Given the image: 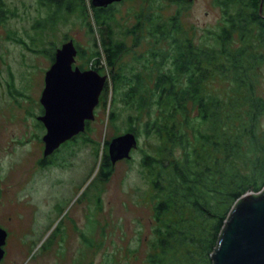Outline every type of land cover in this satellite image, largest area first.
<instances>
[{"label": "rangeland", "instance_id": "obj_1", "mask_svg": "<svg viewBox=\"0 0 264 264\" xmlns=\"http://www.w3.org/2000/svg\"><path fill=\"white\" fill-rule=\"evenodd\" d=\"M83 1L85 14L61 12L55 23L49 24L51 8L46 10L37 0H0V227L9 235L4 264H147L150 253L154 226L151 191L139 164L145 153L156 155L155 137L141 136L142 124L155 111L150 116L143 112L129 123L127 118L134 113L118 100V93L125 88L119 84L112 95L110 75L101 60L98 71L105 78V87L93 109V119L77 139L57 150L49 165L39 169L38 138L43 130H34L35 120L30 115L39 117L42 76L50 67L47 55L70 41L85 54L84 59L75 57L74 66L86 70L87 59L95 50L93 41L97 43L106 33L113 41L122 39L121 34L136 23L138 15L157 18L163 24L177 16L191 44L216 49L208 35L218 32L222 17L213 0H179L180 8L171 0H124L110 6L112 20L101 29L92 23L87 0ZM38 23L44 27L36 29ZM122 40L128 54L121 57L116 74L126 78L141 69L153 41L142 37L140 46L132 47L129 38ZM249 43V50L260 56V62L247 74L254 97L264 104V43L252 36ZM156 46L165 49L161 43ZM230 83L227 77L212 73L204 93L235 106L233 112L226 109L239 115L227 126L232 129L246 114L247 108L238 105L249 94ZM109 112L114 113L113 121L107 120ZM187 117H195L189 108ZM257 120L254 133L262 146L264 110ZM175 121L179 123L180 117L175 116ZM129 125L137 132L136 148L129 160L113 165L107 182L101 183L97 172L106 155L102 144L124 134ZM16 139L25 144L14 143ZM243 147L248 153V147ZM87 221L92 223L91 229ZM83 237L89 239L91 249L82 245Z\"/></svg>", "mask_w": 264, "mask_h": 264}, {"label": "trees", "instance_id": "obj_2", "mask_svg": "<svg viewBox=\"0 0 264 264\" xmlns=\"http://www.w3.org/2000/svg\"><path fill=\"white\" fill-rule=\"evenodd\" d=\"M37 2L46 10L51 8L46 22L49 24L55 23V16L61 12L83 15L85 11L83 0ZM171 2L179 8L182 5L179 0ZM213 2L222 17L218 32L208 35L215 43V50L191 44L177 16L163 24L157 22V18L149 20L147 15H138L136 23L121 35L122 39H130L132 47L140 46L142 37L153 41V49L148 48L149 55L139 71H133L126 78L116 74V66L121 57L128 54V47L122 39H110L108 33L100 36L97 43L93 41L95 50L87 59L86 71L93 70L100 77L99 63L103 60L110 75L112 95H116L117 86L123 84L125 89L118 93V100L125 110L134 113L127 118L129 123L143 112L150 116L155 111L154 116L142 124L141 136L155 137L156 155L145 153L139 164L151 191V222L154 224L147 264H211L209 255L215 249L231 206L244 193H259L264 187V144L259 145L254 133L264 104L254 97L247 74L260 62V56L256 57L249 50V40L252 36L264 43V0ZM260 3L261 14H258ZM87 4L92 23L98 29L112 20L110 6L94 9L90 0ZM148 22L150 26L144 27ZM35 25L36 29L44 27L40 23ZM159 43L165 49L157 47ZM74 49L76 57L85 58L81 49ZM41 52L36 50V53ZM47 57L51 64L53 54ZM160 64L163 68L158 69ZM77 68L84 70L81 66ZM212 73L227 77L233 87L249 94L238 105L247 108L246 114L232 129L227 126L239 117L232 113L235 106L204 93ZM97 101L99 103L100 97ZM187 108L194 113L193 119H188ZM175 116L180 117L179 123ZM113 119L114 113L109 112L107 120ZM124 133L137 138L132 125L127 126ZM107 143L102 144L104 151ZM243 145L248 147V153L244 152ZM111 172L112 166L103 155L97 179L106 183ZM87 223L91 229L92 223ZM90 244L89 239L82 238V245L91 249Z\"/></svg>", "mask_w": 264, "mask_h": 264}, {"label": "water", "instance_id": "obj_3", "mask_svg": "<svg viewBox=\"0 0 264 264\" xmlns=\"http://www.w3.org/2000/svg\"><path fill=\"white\" fill-rule=\"evenodd\" d=\"M122 1L90 0V5L100 9ZM261 3L258 14H261ZM75 56L72 43H63L59 49H54L53 62L42 76L43 89L38 103L43 113L38 122L45 131L41 138L43 157H49L59 145L84 131V122L93 119V109L103 89L104 76L92 70L72 69ZM74 100L75 106L70 107L67 101ZM136 145L132 134L111 138L106 146L109 164L129 160ZM223 226L215 249L209 255L211 264H264V187L259 193L241 195L229 209ZM4 234L0 230V247L4 245ZM1 256L0 248V259Z\"/></svg>", "mask_w": 264, "mask_h": 264}, {"label": "flooded vegetation", "instance_id": "obj_4", "mask_svg": "<svg viewBox=\"0 0 264 264\" xmlns=\"http://www.w3.org/2000/svg\"><path fill=\"white\" fill-rule=\"evenodd\" d=\"M75 48V47H74ZM76 50V49H75ZM76 57V56H75ZM74 62H75V58H74ZM51 65V64H50ZM77 67V66H76ZM75 66H74V63H73V65H72V69H74V68H76ZM90 70V69H89ZM88 70V71H89ZM80 71H86V70H80ZM93 71V70H92ZM41 93V92H40ZM10 96V98H11V95H9ZM38 102H39V99H38ZM38 105H39V108H40V112H39V117H40V115H42V113H43V110H42V107L40 106V104L38 103ZM31 117H33L34 118V120H35V125H34V130H36V131H38L39 132V130H43V132L45 133V131H44V129H43V126H42V124H41V122L39 121L38 122V118L39 117H35V115H30ZM88 124V122H84V128L86 127V125ZM42 132V134L44 135V133ZM40 135L39 136V138H38V142H39V144H40V149H39V151H40V158H39V161L37 162V167L39 168V169H41V168H43V167H45L46 165H49L50 164V161H51V159L52 158H54V154L57 152V150L59 149V148H61L62 146H66L67 144H69V143H72L75 139H77L78 138V136L80 135V133H79V135L78 136H75V137H72V138H70L69 140H67L64 144H62L61 146L59 145V147L56 149V150H54L53 151V153L52 154H50V156L48 157H43L41 154H42V150H43V143L41 142L42 140H41V138H42V136L43 135ZM25 141H21V140H19V139H16L15 140V142L14 143H16V144H25L24 143ZM0 230H2V231H4L5 232V240H4V245L2 246V247H0L1 248V251H2V256H1V259H0V264H4V262H5V255H7V252H6V250H5V247H6V245H7V238L9 237V235H8V231L7 230H5V228H4V230L0 227ZM29 235H31V231H30V234Z\"/></svg>", "mask_w": 264, "mask_h": 264}, {"label": "bare ground", "instance_id": "obj_5", "mask_svg": "<svg viewBox=\"0 0 264 264\" xmlns=\"http://www.w3.org/2000/svg\"><path fill=\"white\" fill-rule=\"evenodd\" d=\"M68 102V105L71 107V106H73L74 105V102H75V100L74 101H67ZM75 106V105H74ZM84 106V105H83ZM74 107H72V109H73Z\"/></svg>", "mask_w": 264, "mask_h": 264}]
</instances>
